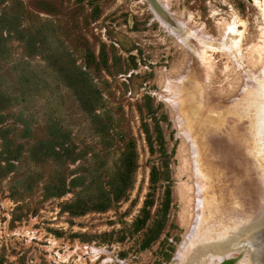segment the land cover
<instances>
[{
    "label": "rangeland",
    "instance_id": "rangeland-1",
    "mask_svg": "<svg viewBox=\"0 0 264 264\" xmlns=\"http://www.w3.org/2000/svg\"><path fill=\"white\" fill-rule=\"evenodd\" d=\"M257 2L0 0V264L264 259V217L247 221L264 211ZM233 13L245 22L236 61L223 30ZM198 83L216 120L198 112ZM248 113L260 134L247 133ZM129 139L132 187L99 209ZM221 237L231 240L210 262L207 244Z\"/></svg>",
    "mask_w": 264,
    "mask_h": 264
},
{
    "label": "bare ground",
    "instance_id": "bare-ground-1",
    "mask_svg": "<svg viewBox=\"0 0 264 264\" xmlns=\"http://www.w3.org/2000/svg\"><path fill=\"white\" fill-rule=\"evenodd\" d=\"M256 2H257V0H255ZM258 3V2H257ZM259 4V3H258ZM263 4V3H262ZM261 4V5H262ZM264 10V9H263ZM244 25H245V22L243 21V20H241L239 17H238V15L236 14V13H233L232 14V18L229 20V22H227L226 24H225V26L223 27V30H224V33H229V34H234L235 35V37H233V42H232V46L235 48V54H231V52H228V54H229V56H232V58H234L235 59V61L237 60V57H236V54H237V52H239L240 51V48H239V43L241 42V40H242V35H243V27H244ZM240 27H242V28H240ZM229 36V35H228ZM227 36V37H228ZM206 46H208V45H206ZM253 56H254V58H255V60H259L258 59V56H257V54L256 53H254L253 54ZM242 66V65H241ZM262 70H263V72H264V61H262L261 62V67H260ZM197 78H199V77H197ZM197 78H196V81H197ZM200 79V78H199ZM198 79V80H199ZM195 81V82H196ZM211 86V85H210ZM260 88H261V86H260ZM243 90V89H242ZM232 91V90H231ZM208 92V91H207ZM243 92V91H242ZM231 95V94H230ZM197 98V99H196ZM240 99H241V97H239ZM239 99V100H240ZM198 104H199V109H198V112L200 111V112H203L201 115H208V116H210V117H212L213 118V120H216L215 119V117L214 116H217V115H213V114H216V109H214V107H213V109H211V110H209V108H211L212 106H214L213 105V103L212 102H210V100H209V98H207V96H206V92L204 91V89H203V87L201 86V85H199V83L197 84V96H195V99H194ZM237 100H238V98H237ZM238 100V101H239ZM237 101V102H238ZM242 101V100H241ZM236 103V102H235ZM211 106V107H210ZM229 106V105H228ZM233 106H234V104H233ZM240 106V105H239ZM202 107V108H201ZM204 108L206 109V110H204ZM235 108H237V106L235 107ZM263 109H264V107H263ZM235 110V109H234ZM240 110V109H239ZM214 111V112H213ZM229 109L228 108H223V112L222 113H229ZM233 112V111H232ZM249 112H251V111H249ZM257 112V111H256ZM218 113V112H217ZM221 114V113H220ZM232 114V113H231ZM257 114H258V112H257ZM218 117V116H217ZM226 118V117H225ZM247 118L249 119V121L252 123V126H251V128H250V130H248L247 131V133H258V134H260V131H258V129L256 128V126H257V122H253V119H255V118H253V116L251 115V114H247ZM233 119V118H232ZM247 119V120H248ZM220 120V119H219ZM235 120H237V119H235ZM245 120V119H244ZM223 121V120H222ZM233 120H231V122H232ZM240 121H242V120H240ZM225 122H226V120H225ZM236 122V121H235ZM234 121H233V123H235ZM228 123V122H227ZM229 125H231V124H229ZM236 125V124H235ZM234 125V126H235ZM238 125V124H237ZM198 128H202L201 126H198ZM197 128V129H198ZM236 128V127H235ZM238 128V127H237ZM243 128V127H242ZM199 130V129H198ZM233 130V129H232ZM242 130H244V129H242ZM235 131V130H234ZM238 132V131H237ZM206 133V132H205ZM229 133V132H228ZM226 134V133H225ZM223 135V134H222ZM221 135V136H222ZM205 137V136H204ZM203 137V138H204ZM227 138V137H226ZM234 140V139H233ZM238 142V141H237ZM230 143V142H229ZM209 144V143H208ZM262 147L264 148V142L262 143ZM259 148V147H258ZM258 150V149H257ZM261 157H263L264 158V156H261ZM261 157H260V159H261ZM261 162V161H260ZM204 167V166H203ZM206 167V166H205ZM207 169V168H206ZM197 172V171H196ZM198 174V173H197ZM202 177H204V176H202ZM215 179V178H214ZM202 180V179H201ZM222 180V179H221ZM220 180V181H221ZM223 180H224V178H223ZM203 183V182H202ZM205 183V182H204ZM219 183V182H218ZM208 187V186H207ZM210 188V187H209ZM201 188H197V193L199 192V190H200ZM221 195H223V194H221ZM217 197H218V195H217ZM224 197H225V194H224ZM220 198V197H219ZM238 198V197H237ZM209 199V198H208ZM202 200H203V198H202ZM220 200H221V198H220ZM235 201L232 203L231 201H230V203L229 204H233V209L234 210H237L238 212H241V204L238 202V200L237 199H234ZM196 201V200H195ZM222 202H223V200H222ZM221 202V203H222ZM217 204H218V202H216ZM263 204H264V202H263ZM221 205V204H220ZM222 206H223V203H222ZM264 206V205H263ZM228 207V206H227ZM229 207H231V206H229ZM225 208V207H224ZM231 209V208H230ZM226 211V210H225ZM227 211H229V209L227 210ZM220 213V212H219ZM232 213H233V215L234 216H236V213L237 212H235V214H234V211H232ZM244 214H246L245 213V211L243 212ZM248 213V212H247ZM226 215V214H225ZM229 215V214H228ZM237 215H239V214H237ZM213 216V215H212ZM218 216H219V214H218ZM222 216V215H221ZM264 217V211L263 210H257L254 214H250V216H249V219L247 220L248 222H249V224L250 225H253V224H255L260 218L259 217ZM231 217H232V214H231ZM246 217H248V216H246ZM259 218V219H258ZM218 219V218H217ZM236 219V218H235ZM237 219H240V218H238V216H237ZM194 220H196L195 218H194ZM201 220V219H200ZM207 221V220H206ZM226 221V220H225ZM230 221V220H229ZM246 221V220H245ZM216 223V222H215ZM230 223V222H229ZM234 223H236V222H234ZM263 223V222H262ZM202 224V223H201ZM204 224V223H203ZM220 225V224H219ZM213 226H214V224H213ZM232 226V225H231ZM234 226V225H233ZM199 227V226H198ZM203 227V226H202ZM205 227V226H204ZM191 228V227H190ZM213 230V229H212ZM232 230H234V231H236V227H234ZM214 232H215V230H213ZM217 231V230H216ZM239 232L241 233V234H244V233H246L247 232V229L246 228H242V229H240L239 230ZM207 232H205V234H206ZM217 233V232H216ZM215 234V233H214ZM223 236V235H222ZM251 239H254V240H257L258 238H260V235H258L257 234V232L255 233V235L254 236H249ZM207 240H209V239H207ZM213 239H211V241H212ZM231 239L229 238H226V239H224V238H218L217 240H216V243L214 242V243H208L207 244V247H206V252H208L207 253V255H208V257H209V259H210V262H212L211 261V253L210 252H215V253H218V247H219V243H222V242H226V243H229V241H230ZM250 241V240H249ZM248 241V244H250V242ZM207 242V241H206ZM246 250V249H245ZM221 251V250H220ZM222 252V251H221ZM261 257L262 256H260V255H258L257 256V263L258 264H264V259L263 260H261ZM247 257L245 256V259H246ZM221 259V257H218L217 258V260H220ZM244 263H245V261H244ZM244 263H242V264H244Z\"/></svg>",
    "mask_w": 264,
    "mask_h": 264
},
{
    "label": "trees",
    "instance_id": "trees-1",
    "mask_svg": "<svg viewBox=\"0 0 264 264\" xmlns=\"http://www.w3.org/2000/svg\"><path fill=\"white\" fill-rule=\"evenodd\" d=\"M147 133V132H146ZM147 141L149 142V138H147ZM127 144L129 145V149L125 152H123L122 155V166L121 170L118 173V180L117 184H113L112 182H109L107 184L108 186V195L107 198L103 199L104 202H102V206H99V209H105L109 203L119 201L123 198H126L128 190L132 187L133 184V172L136 168V151L135 146L133 145V140L129 139ZM150 149L151 146L149 145ZM158 170L152 166L150 173H149V182L152 185L153 183H156ZM169 192L167 193V195ZM150 196V192L147 193L146 199L144 201V207L152 205L151 201L149 202L147 198ZM142 211H144V208H142Z\"/></svg>",
    "mask_w": 264,
    "mask_h": 264
}]
</instances>
